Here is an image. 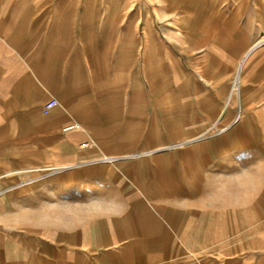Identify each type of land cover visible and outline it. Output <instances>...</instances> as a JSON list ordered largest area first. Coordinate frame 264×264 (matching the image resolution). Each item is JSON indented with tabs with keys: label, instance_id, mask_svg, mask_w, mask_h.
<instances>
[{
	"label": "rangeland",
	"instance_id": "1",
	"mask_svg": "<svg viewBox=\"0 0 264 264\" xmlns=\"http://www.w3.org/2000/svg\"><path fill=\"white\" fill-rule=\"evenodd\" d=\"M69 7L99 13L102 55L125 56L135 47L141 69L143 45L148 60L130 94L118 90L106 103L94 96L91 116L84 109L86 122L76 128L80 135L60 133L73 147L53 148L46 167L27 177L51 201L53 229L84 223L80 264H219L225 252L196 249L211 210L227 208L238 229L230 245L248 251L252 237H264L263 139L241 129V147L223 150L222 161L203 147L235 133L240 117L224 122L223 110L224 97L238 93V77L221 102L190 111L178 109L174 86L220 22L264 40V0H69ZM164 235L159 241L174 253L149 263L148 242Z\"/></svg>",
	"mask_w": 264,
	"mask_h": 264
},
{
	"label": "crops",
	"instance_id": "2",
	"mask_svg": "<svg viewBox=\"0 0 264 264\" xmlns=\"http://www.w3.org/2000/svg\"><path fill=\"white\" fill-rule=\"evenodd\" d=\"M100 25L99 13L79 12L69 7V0H0V264H80L84 223L54 230L51 201L38 196L36 184L26 179L32 169L46 167L53 148L73 147L60 140V133L80 135L76 128L64 127L86 122L84 109L90 117L94 96L106 103L118 90L130 94L134 80L143 75L146 47L140 48L141 69L135 47L125 56L102 55ZM237 77L238 93L224 97L223 110L224 122L240 117L231 127L235 133L203 146L221 161L227 158L223 150L228 155L241 147L235 135L240 136L241 129L260 135L264 146V40L254 41L244 28L220 22L205 45L185 61L174 86L178 109L190 111L221 102ZM52 98L59 103L44 113ZM5 150L18 154L6 159ZM225 209L211 210L210 226L196 252H225L219 264H264V237H252L244 252L239 244L230 245L238 229L229 225ZM90 225L95 228V223ZM166 237L148 242L149 263L174 253V246L159 241Z\"/></svg>",
	"mask_w": 264,
	"mask_h": 264
},
{
	"label": "built area",
	"instance_id": "3",
	"mask_svg": "<svg viewBox=\"0 0 264 264\" xmlns=\"http://www.w3.org/2000/svg\"><path fill=\"white\" fill-rule=\"evenodd\" d=\"M59 103V101L56 98H52L51 100H49L44 108H43V112H48L51 108L55 107L57 104ZM79 124L78 123H71L68 124L64 127V130H70V129H74V128H78Z\"/></svg>",
	"mask_w": 264,
	"mask_h": 264
}]
</instances>
